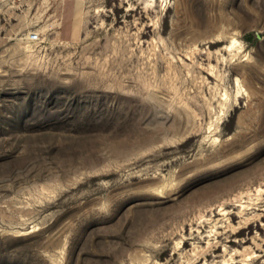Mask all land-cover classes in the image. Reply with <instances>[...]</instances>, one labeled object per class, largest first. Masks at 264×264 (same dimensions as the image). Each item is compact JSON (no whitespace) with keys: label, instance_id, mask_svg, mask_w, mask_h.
<instances>
[{"label":"rangeland","instance_id":"1","mask_svg":"<svg viewBox=\"0 0 264 264\" xmlns=\"http://www.w3.org/2000/svg\"><path fill=\"white\" fill-rule=\"evenodd\" d=\"M0 264H264V0H0Z\"/></svg>","mask_w":264,"mask_h":264},{"label":"built area","instance_id":"2","mask_svg":"<svg viewBox=\"0 0 264 264\" xmlns=\"http://www.w3.org/2000/svg\"><path fill=\"white\" fill-rule=\"evenodd\" d=\"M31 39H32V40H36V39H38V34H37V33H33V34L31 35Z\"/></svg>","mask_w":264,"mask_h":264},{"label":"bare ground","instance_id":"3","mask_svg":"<svg viewBox=\"0 0 264 264\" xmlns=\"http://www.w3.org/2000/svg\"><path fill=\"white\" fill-rule=\"evenodd\" d=\"M33 33H29V35H32Z\"/></svg>","mask_w":264,"mask_h":264}]
</instances>
